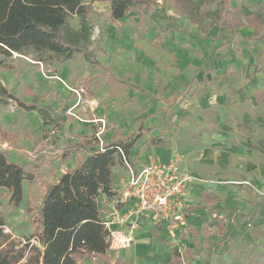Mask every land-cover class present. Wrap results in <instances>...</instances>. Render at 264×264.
<instances>
[{"label":"rangeland","instance_id":"obj_1","mask_svg":"<svg viewBox=\"0 0 264 264\" xmlns=\"http://www.w3.org/2000/svg\"><path fill=\"white\" fill-rule=\"evenodd\" d=\"M98 9L106 11L107 4ZM128 19L132 21V16ZM103 20L95 11L88 21L96 52L91 60L80 54L50 65L35 60L33 54L0 53V80L22 100H37L48 110L44 117L39 111L20 109L13 99L0 101V130L15 135L3 140L2 146L12 160L26 165L30 177L18 206L9 203L8 191L0 187V223L15 244L25 243L33 233L46 187L76 164L86 146L93 149L119 140L128 142L138 133L144 135L138 142L140 151L148 143L141 114L158 94L140 101L127 75L144 77L145 67L134 59L128 45L107 43ZM70 22L75 29L81 28L77 16H71ZM237 81L228 83L232 90L226 93L231 98L219 100L216 107L191 106L188 115L180 112L175 121L167 116L152 123L163 136L173 137L169 143L174 147L172 153L196 176L209 177L210 182L201 201H193L200 221L192 225L184 216L178 222L168 221L174 228L154 229L142 238L143 245L153 249L150 253L141 249L135 254L122 253L138 248V240L121 250L111 247L114 258L123 257V264H166L165 254L172 247L182 250L184 264H204L208 258L210 264H264V94L257 98L255 87L247 89ZM203 85L202 90L218 88L208 82ZM244 88L247 95L240 94ZM160 112L148 115L153 118ZM116 166L118 170L125 167L120 157ZM258 199L261 207L249 214L252 201ZM227 231L228 239L218 244Z\"/></svg>","mask_w":264,"mask_h":264},{"label":"crops","instance_id":"obj_2","mask_svg":"<svg viewBox=\"0 0 264 264\" xmlns=\"http://www.w3.org/2000/svg\"><path fill=\"white\" fill-rule=\"evenodd\" d=\"M92 3H94V9L91 7L92 15L96 11L98 19H104L102 30L107 43L128 45L134 59L145 67L144 75L146 77L140 73L127 75L131 81L129 84L136 93H139L140 101H146L147 98L143 96L158 94L154 103L144 105L147 110L141 114V121L144 122L147 131L148 143L140 151L141 144L138 142L144 136L141 133L142 136L137 145L128 154L129 162L139 169L150 162H168L177 159L182 169L196 174L185 165L179 156L172 153L174 147L169 143L173 137L163 136L158 128H153L152 123L159 122L161 117L167 116L171 117V121H175L180 112L188 115L189 111L186 110L190 108L191 111V106H195L194 109L216 107L219 100L231 98L226 92L232 90L227 86L234 80H238V85L247 87V89L250 86L255 87L253 91L257 98L264 94V37L256 38L254 27L246 20L237 29L218 23L223 14L239 5L242 6L244 15H250L259 7L260 3H264V0H160L151 5L150 9L143 14L131 12L116 22L109 19L108 2L95 1ZM102 3L107 4L106 11L98 9ZM129 16H132V21L128 19ZM262 33L260 32V34ZM80 54L91 60L95 57L96 52L90 45L87 55ZM97 63L105 70L111 71L100 62ZM206 82L218 85L217 90L214 86L202 90L205 87L203 83ZM221 86L223 88L218 91ZM191 87L193 88L191 89ZM247 89H242L240 94L247 95L249 93ZM237 93L234 96H239ZM157 111L162 112L153 118L149 117V113ZM148 128L151 131H148ZM85 148L84 154L88 150H92L91 146ZM138 152L140 153L138 154ZM79 158L73 167L77 165ZM127 180L126 165L121 170L115 166L113 168V184L116 194L110 198L104 195L100 197V207L105 222L113 219L116 209L123 214L133 204L128 195ZM208 184L196 183L185 199L183 218L187 217V222L192 225L196 221H200L193 207V201H201L202 194ZM261 205L262 202L259 199L257 202L252 201V209L249 214H252ZM128 223L113 222L110 227L126 230ZM171 226L174 228V225L169 224L168 221L155 220L152 214L142 215L135 233V241H140L138 248L123 249L122 253L132 252L135 254L139 249L143 253L153 252V249L150 250L151 247L143 245L145 240L143 241L142 238L151 235L154 229L165 231ZM228 236L229 231L223 233L218 244L225 242ZM223 238L225 239L221 241ZM156 249L157 247L154 251ZM173 249L182 253L180 248L172 247L165 254L166 264H171ZM112 250L111 247L108 250L109 264H123V257L114 258ZM182 256L184 264L183 253ZM207 261L211 263V259L208 258L204 264Z\"/></svg>","mask_w":264,"mask_h":264},{"label":"trees","instance_id":"obj_3","mask_svg":"<svg viewBox=\"0 0 264 264\" xmlns=\"http://www.w3.org/2000/svg\"><path fill=\"white\" fill-rule=\"evenodd\" d=\"M87 1L108 2L109 19L116 22L131 12L143 14L160 0H0V53L33 54L35 60L50 65L74 59L80 53L87 55L91 45L88 21L93 12ZM73 15L79 18V30L70 22ZM220 19L219 24L233 29L246 20L254 27L256 38L264 37V3L250 15H244L239 5ZM25 92L37 97L34 91ZM9 99L15 100L20 109L48 116L39 101L22 100L0 80V101ZM141 136L138 133L128 142L119 140L88 150L75 167L47 186L35 229L25 243L11 242L0 223V264H109L111 231L102 217L100 197L115 196L113 168L119 157L124 163L123 154L128 157ZM7 137L15 135L0 130V187L8 191L9 203L18 206L30 177L26 165L12 160L4 150L2 141ZM171 264H183L179 250H172Z\"/></svg>","mask_w":264,"mask_h":264},{"label":"built area","instance_id":"obj_4","mask_svg":"<svg viewBox=\"0 0 264 264\" xmlns=\"http://www.w3.org/2000/svg\"><path fill=\"white\" fill-rule=\"evenodd\" d=\"M122 154H123V150ZM128 170L127 186L133 204L125 213L117 209L113 219L105 222L111 231V247L124 248L135 242V233L142 215L152 214L157 221H178L183 218L185 199L196 183H208L209 178L196 176L182 169L173 159L168 162H150L136 169L123 154ZM214 182V181H213ZM113 222H129L126 230L112 229Z\"/></svg>","mask_w":264,"mask_h":264}]
</instances>
